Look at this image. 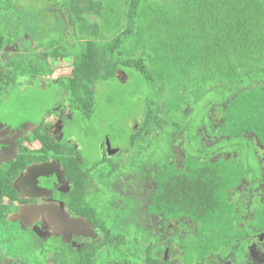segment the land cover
Returning <instances> with one entry per match:
<instances>
[{
  "label": "trees",
  "instance_id": "trees-1",
  "mask_svg": "<svg viewBox=\"0 0 264 264\" xmlns=\"http://www.w3.org/2000/svg\"><path fill=\"white\" fill-rule=\"evenodd\" d=\"M13 45L0 99L20 86L47 91L55 61H68L57 87L71 114L89 121L106 83L130 123L108 126L88 166L44 120L27 136L40 150L21 142L0 166V256L10 264H171L166 250L181 264H218L264 236V0H0V54ZM51 156L70 183L61 200L97 232L80 249L18 233L6 204L27 161Z\"/></svg>",
  "mask_w": 264,
  "mask_h": 264
},
{
  "label": "rangeland",
  "instance_id": "rangeland-1",
  "mask_svg": "<svg viewBox=\"0 0 264 264\" xmlns=\"http://www.w3.org/2000/svg\"><path fill=\"white\" fill-rule=\"evenodd\" d=\"M47 5L48 3H45L42 5V7ZM38 9H36L37 12ZM25 39L29 41L31 39L30 35H26ZM23 45L24 44H22V46ZM17 53H19L18 47L14 45L11 46L7 52L0 54V63L6 64L9 61V57ZM71 73L72 66H70L68 61H55V71L49 76L50 82L45 84V89L47 91L44 90V92H39L36 88L28 86L10 88L9 93L7 92L9 90H7L3 96V100L0 99V124L5 123L9 125L8 129L13 128V130H11L13 132H17L18 129L22 127L21 131H18V133H25L29 130H37L39 125H42L44 120H46L45 123L48 126V134L54 137H59L60 135L59 131L55 130V127L58 126L60 128L61 126L60 131L67 135L69 140L72 142L71 144L66 145L62 151L68 154L72 149H77V147H80L81 152H86L85 159H87V164L90 166L89 164L95 162L94 160L100 158L101 156V140L103 136L109 132L108 126L115 121V123L117 122L118 126L120 127H128L130 121L127 114H124L125 116H123V109L120 105L117 95V87L113 86L110 88L109 84L107 85L106 83H103V85L98 88V103L96 106V111L89 121L85 120L83 117L77 116L75 113L71 114L68 106L70 103L69 95H67L64 90L60 91L61 89L59 90L57 87V81L59 80L60 76L70 77ZM121 78H123L122 75ZM136 85L137 84L135 81L132 80L128 91L135 89ZM142 87L143 91H141L140 103L145 98V95L149 93L147 87ZM110 96L113 98L112 104L110 103ZM132 113L138 115L140 113V107H133ZM53 126L55 127L52 128ZM38 133L40 132L38 131ZM16 139H18V136ZM7 143H9V141H7ZM12 145L15 146L16 143L13 141ZM38 146L39 144L36 142V146H32V149L38 148ZM5 150L7 151L0 152V163L2 161H6L3 159L6 158L8 149ZM109 158H112V156H109ZM36 167L43 171V169H50L52 164H45L43 167L38 165ZM57 167H59L56 171L59 175V179L55 187L58 190L62 189L65 191L63 187L68 186V183L66 184L67 181L64 178L65 174L63 172V166L57 165ZM50 193L51 192L48 193V196ZM44 213H46V211L38 208L21 209L19 213L17 212L14 214V217H11V220L16 223L23 221L22 223L25 229H37L39 232L41 231V234L44 233L48 236L57 234L62 228H56L54 224H60L58 221L60 217L58 215H53L52 219L54 224L50 223L48 226L46 225V223H48L47 220H38L39 217H37L38 215H43ZM48 213L49 212H47V214ZM66 218L68 221H75L73 218H69L67 216ZM40 221H42L41 224ZM27 225H29V227ZM41 225L43 227L46 225V228H41ZM60 225L63 226L64 223ZM65 234L68 236V238H70L72 235L69 232H65ZM90 237L95 239L97 235L94 233L93 236H89V238ZM76 240L79 242L78 246L80 245L81 241H83L82 238H77ZM176 257L178 261L183 260L181 255ZM178 261H174L173 264H179ZM168 262H170V257Z\"/></svg>",
  "mask_w": 264,
  "mask_h": 264
},
{
  "label": "flooded vegetation",
  "instance_id": "flooded-vegetation-1",
  "mask_svg": "<svg viewBox=\"0 0 264 264\" xmlns=\"http://www.w3.org/2000/svg\"><path fill=\"white\" fill-rule=\"evenodd\" d=\"M40 126V125H39ZM9 125L2 123L0 124V152L7 151L5 149H8V154H6V158L0 163V166L3 164L12 163L17 159L18 154L20 153V144L23 143V146L33 150L38 151L41 148V144L39 141L31 142L30 140H27V136H30V133H32V130L26 131L25 133H18V131H21V128L18 129L17 132H13V128L8 129ZM53 126L52 128H54ZM8 129V130H7ZM46 130L48 132V126L46 124ZM56 131H59L60 135L59 137H56L57 140H62V137L64 136V133L61 132V126L60 128L57 126L55 127ZM49 135V134H48ZM18 136V139H16ZM9 141V143H7ZM16 143L15 146L12 145V143ZM36 142L39 144L38 148L32 149V146H36ZM70 142V141H69ZM10 147V148H9ZM75 149V148H74ZM79 149V147H78ZM80 150V149H79ZM8 156V157H7ZM52 164V167L50 169H38V165L44 166L45 164ZM59 165L54 158L51 156L48 161H39V160H31L27 161V165L25 166L23 172L21 174H18L16 179L12 183V188L15 192L16 198L13 202L11 200H7L6 204L9 206L14 205L15 211L12 213V216L14 217V214L17 212L19 213L21 209H30V208H38L43 211H46L43 215H38V220H47L48 223L46 225L54 224L53 221V215H58L60 219L58 220L60 224L64 223L63 226L60 224L56 226V228L60 227L62 229L59 230L57 234H52V236H64L65 239H70L74 248L77 247V249H80L83 247L84 242L87 243L89 240H93V238H89V222L85 218H81L77 215H75L73 212L70 211V209L67 208V206L64 204V201H62L63 194H66L69 192V181L67 177L65 176V180L68 183V186H64V190L62 189H56L55 185L58 182L59 175L57 174V170ZM61 166V165H60ZM64 168V167H63ZM64 170V169H63ZM64 172V171H63ZM55 189V190H54ZM51 192L48 196V193ZM63 193V194H62ZM44 200V201H42ZM53 206V207H52ZM37 210V209H35ZM47 212H49L47 214ZM36 213V212H35ZM11 216V217H12ZM41 216V217H40ZM73 218V219H81V223L76 226L75 223L72 221H68L66 218ZM50 220V221H49ZM88 222V224H85L84 222ZM22 221V220H21ZM23 222V221H22ZM19 222L16 223L18 233H24V230H26L23 226V223ZM42 221H40L41 224ZM44 223V222H43ZM41 225V228H46ZM29 227V225H27ZM40 227V225H39ZM90 227L94 231V233L97 235L96 230L93 228V226L90 224ZM23 229V230H22ZM31 230H35L33 228H30ZM45 232V231H44ZM61 232V233H60ZM65 232L72 233L71 237L68 238V236L65 235ZM51 236V235H49ZM46 236V237H49ZM77 238H82L83 241H81L80 245L78 246L79 242H77ZM170 257V262H168V259ZM229 258V255H228ZM165 263H171L178 261L176 259H173L169 255V250H166L164 257L162 259ZM12 262V257L1 255L0 256V263L1 264H10ZM179 264H181V261H178ZM218 264H264V236H259L253 245H250L247 249L242 250L237 254L234 258H231V261H226L225 263H218Z\"/></svg>",
  "mask_w": 264,
  "mask_h": 264
},
{
  "label": "water",
  "instance_id": "water-1",
  "mask_svg": "<svg viewBox=\"0 0 264 264\" xmlns=\"http://www.w3.org/2000/svg\"><path fill=\"white\" fill-rule=\"evenodd\" d=\"M83 221V220H82ZM84 222V221H83ZM73 223H75L76 224V226H78L80 223H81V219H76L75 221H73ZM85 224H88V222L86 221V222H84ZM89 233H90V235H88V236H93V234H94V231L92 230V228L90 227V224H89ZM70 234H72V233H70ZM66 235V234H65ZM67 236V235H66Z\"/></svg>",
  "mask_w": 264,
  "mask_h": 264
}]
</instances>
